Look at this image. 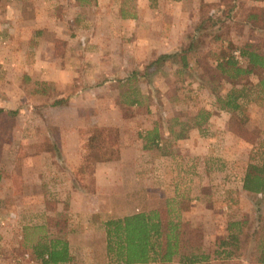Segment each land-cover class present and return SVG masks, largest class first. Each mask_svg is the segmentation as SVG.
<instances>
[{
    "label": "rangeland",
    "instance_id": "374dc122",
    "mask_svg": "<svg viewBox=\"0 0 264 264\" xmlns=\"http://www.w3.org/2000/svg\"><path fill=\"white\" fill-rule=\"evenodd\" d=\"M8 1L0 0V108L6 111L16 109L17 113L0 115V165L4 170V178L0 182V264H23L24 253L36 258L34 247L47 242L45 238L52 237H59L68 242L73 259L66 264H93L95 255L97 260L100 258L97 235L99 226L93 225L99 222V219L94 221L80 211H85L89 204L86 193L89 195L96 193L97 198L103 201L104 194L102 191L96 192L98 189L93 177L98 162L88 156L90 152H83L80 147L76 158H72L70 137L59 126L72 119V112L67 109L59 110L58 113L49 110L51 106L66 104L67 100L65 97L55 98L58 90L53 83L44 86L46 93H42L41 97L40 95L30 97V94H40L42 86L36 84L39 81L32 83L25 75L23 61L26 59L27 62L33 57L34 39L39 35L31 34L28 46L27 41L23 42V36L27 34L14 30L21 28L22 31L25 27L24 20H18L19 23L16 22V25L15 22L13 25L7 24L9 13L6 12L5 5L9 4ZM56 1H50L54 14L57 12L64 15L68 11H73V6L71 8L64 6L71 4L72 1ZM106 1L108 0L103 2L107 3ZM113 1L119 3L127 14L132 13L135 5H139L143 10L146 8L145 11L149 6L151 11L155 12V3L153 5L155 0H148L151 4L146 2L147 0ZM242 3L239 12L241 17L242 11L254 8L253 0H242ZM83 4L79 6L78 11L85 15L92 10V6L89 8ZM217 4L220 10L224 11L232 9L235 0H221ZM56 5L63 6L58 9L59 11H55ZM189 8L190 18L195 22L192 20L186 22L183 33L199 19V5L193 7L190 4ZM43 11L46 12L45 7ZM59 18L67 26L65 18ZM209 29L212 31L213 27ZM214 29L219 28L216 26ZM220 30L223 32L221 37L224 41L206 40L198 52L190 54V66L182 74L175 75L177 66L166 64V68L140 78L142 82L138 88L143 91L142 104L119 105L123 119L118 128L119 158L111 162L115 169H121L126 176L128 174V179L125 188L117 184L120 194L117 193L115 198L119 202L123 201L126 193L128 212L135 213L152 207L164 211L165 200L170 201L168 207L172 210L169 211V216L188 224V227L185 226L182 230L186 233L181 240L182 251L187 248L186 238H190L199 241L205 251L211 253L215 240L226 235L227 222L232 219H246L244 230L247 233H251L260 223L264 224V196L247 193L241 188L247 163L250 160L259 161L260 157L264 156V104L257 101L248 109L246 126L249 131L248 136L254 141L248 142L229 130V113L213 105L211 90L215 92L221 89L222 85L217 86L220 77L211 84L208 82L212 76H216L212 68L215 65V54L220 52V48L231 53L240 64H244L238 47L244 42H250L257 49L264 50V30L248 28L241 25L237 19L227 20ZM68 33L66 32L65 36ZM145 36L147 40H155V32L147 33ZM227 42L232 46L227 47ZM58 47H62L60 43ZM133 83L137 84V79ZM69 90V87H66V91ZM104 97L103 100H106L107 98ZM112 99L113 97L108 98L110 101ZM39 100L42 104L38 103ZM55 100L61 103L54 105ZM30 105L32 108L29 107ZM25 107L28 110H25ZM202 108L209 109L213 114L203 125V129L199 130L197 127H191V119ZM84 111L80 116L82 118V127L79 128L80 137L86 135V132L88 134L89 128L93 125L90 124L93 110ZM157 116L160 118L162 136L164 139L167 138L161 146L168 153L164 155L155 148V145H151L148 149L143 148V137L153 127ZM176 117L179 122L188 123L186 135L182 138H174L172 132L167 129L171 124L174 129L172 131L179 130V122L172 124ZM114 118L109 115V119ZM247 131L244 130L241 134L246 136ZM139 133L142 136H139ZM64 148L69 158L65 155ZM121 154L124 156L122 163L119 162ZM35 171L43 174L42 182L43 185L45 184L46 193L42 196L46 199L48 212L45 214V210H42L39 213L31 208V199L25 200L29 206L21 207L22 220L29 221L32 227L27 225L26 229L19 228V232L14 234L11 227L13 220L9 211H11V202L15 198L9 189L13 190V186L23 189L25 179L23 176L27 172ZM132 172L143 182L138 183L137 188L131 180ZM26 179L28 181V178ZM73 190L84 192L82 198H74L77 207L81 208L79 211L73 210L70 200L74 195ZM30 208L33 211H30ZM31 217L34 220L30 221ZM39 224L44 225L39 227L37 226ZM94 231L96 235L92 234ZM190 231L198 233V236ZM252 247L253 241L249 240L242 246L239 256L225 259L210 258L197 264H257L251 259ZM108 262L106 255L104 262L97 263L108 264ZM168 264L184 263L173 261Z\"/></svg>",
    "mask_w": 264,
    "mask_h": 264
},
{
    "label": "crops",
    "instance_id": "0c3cea01",
    "mask_svg": "<svg viewBox=\"0 0 264 264\" xmlns=\"http://www.w3.org/2000/svg\"><path fill=\"white\" fill-rule=\"evenodd\" d=\"M50 1L54 0H9L8 3L11 6L5 5L6 12L9 13L7 24L13 25L15 22L16 25V22L19 23L18 20H24V29L22 28L23 30L20 31L21 28H18L14 31L27 34L25 37L23 36V42L27 41V46L31 34L39 35L38 38L34 39L33 57L27 62L26 59L24 60L26 54L23 58L25 75L32 83L36 81L53 83L58 90L55 98H67L66 104L51 106L49 110L58 113L59 110L66 111L67 109L72 112V119L69 122L59 124L60 128L65 130L66 135L70 137L72 158H76L79 149V128L82 127L81 113L85 109H92L90 124L119 128L120 121L122 122L123 119L118 100L124 86L118 79L124 78L134 64L141 63L142 60L158 54L174 52L177 49L186 22L194 21L190 18V4L196 7L200 1L221 2V0H155L153 2V5L155 3V12L151 11L149 6H147L148 10L145 11L146 8L143 10L139 5H135L132 13L127 14V11L123 10L119 3H114L113 0H108L107 3H104V0H96L91 5L89 3L83 4L79 0H69L72 3L64 6L68 8L73 6V11H68L64 15L56 12V15L51 9ZM57 1L61 2L60 0ZM140 1L143 2V0ZM253 1L252 7L264 8V0ZM146 2L151 4V1L147 0ZM81 4L89 8L92 6V10L84 15L78 11ZM62 6L56 5L54 10L61 9ZM43 7L46 9L45 13ZM150 12L152 13L150 14ZM146 14L149 15L146 16ZM59 17L65 18L67 26ZM66 32L68 33L67 36H65ZM152 32H155V40H147L145 35ZM57 42L62 47H58ZM95 72L97 73L95 74ZM66 87H69V92L66 91ZM141 93L143 94V91ZM39 95L41 97L42 92L30 94V97ZM102 97L107 99L103 100ZM111 97L113 99L108 100ZM38 103L42 104V101L39 100ZM29 107L32 108L31 105ZM25 110L28 108L25 107ZM110 114L115 118L109 119ZM126 147L131 149L130 146L126 145ZM64 151L69 158L66 148ZM42 156L43 154H41ZM123 159L124 156L121 154L119 162L122 163ZM96 165L93 177L98 189L96 192L101 193L102 191L104 194L103 201L97 198L96 193L93 195L86 193L89 204L85 211H80L85 213V216L93 218L94 221L99 219V222L93 225L99 226L97 235L100 244V258L97 260L95 255L93 264H98L97 262L100 261L104 262L106 256L104 220L135 213L128 212L126 193L123 201L119 202L115 198L117 193L120 194L117 184L120 185L119 187L125 188L128 174L126 176L121 169H115L111 161L98 162ZM131 174V180L135 187L138 183H143L142 179L134 172ZM42 175L39 171L27 172L23 176V179L25 177L23 189L15 186L12 187L13 190L9 189L15 198L11 202V211H9L10 218L13 220L11 227L14 234L19 232V228L26 229V226L29 225V221L24 222L22 220L23 215H21V207L27 208L29 206L25 200L31 199V208L39 213L42 210H45V214L48 212L47 202L43 197V194L46 193V187L45 184L43 185ZM36 183L37 185H34ZM59 193H61L60 190ZM72 194L74 195L70 200L73 210L79 211L81 208L77 207L74 198H82L84 192L82 190L74 192L73 190ZM31 208L30 211H33ZM29 215L27 214V216ZM29 220H34V218L31 217ZM43 225L37 226L43 227ZM92 234L96 235V231ZM69 253L72 255L70 247Z\"/></svg>",
    "mask_w": 264,
    "mask_h": 264
},
{
    "label": "trees",
    "instance_id": "16d2710c",
    "mask_svg": "<svg viewBox=\"0 0 264 264\" xmlns=\"http://www.w3.org/2000/svg\"><path fill=\"white\" fill-rule=\"evenodd\" d=\"M81 3L96 2V0H79ZM242 0H235L232 9L220 10L216 2L200 1L199 19L197 23H192L183 33L179 45L174 52L158 54L148 58L145 62L136 63L128 70L124 78L118 80L122 82L124 89L118 100L119 105L132 106L142 104V95L139 84L144 76H150L160 69L176 65L175 75L182 74L190 66V54L198 52L206 40L224 41L222 39V29L227 20H236L251 29L264 30V8H253L242 11ZM218 26L219 29H214ZM213 27V30L209 29ZM61 42V41H60ZM227 47L232 46L227 42ZM239 55L243 58L244 64L225 49L220 48V52L215 54V65L212 72L216 76L208 81L213 83L217 77V86H221L218 91H212L214 98L213 105L229 113L228 128L230 131L245 139L248 142L252 138L248 136L247 122L248 109L254 102L264 104V50L257 49L252 43L244 42L238 47ZM137 79V84L133 81ZM204 82V81H203ZM40 91L45 92L44 86L48 82L39 81ZM204 84V83H202ZM46 93V92H45ZM58 102V101H57ZM53 102L54 105L57 103ZM16 109L8 111L0 108V115H14ZM212 111L206 108L199 109L191 119V127L203 129V125L212 116ZM160 118L157 116L155 124L146 132L143 137V148L148 149L151 145L161 151V154H168L161 147L165 139L162 136V127L159 124ZM179 119L172 124H177ZM161 123V122H160ZM187 121L179 122V130L172 131L173 125L168 128L174 138H182L188 129ZM88 134L79 137V147L83 152L88 151V156L97 162L111 161L119 158L117 145L119 143V130L113 126L92 125ZM247 131L244 136L241 132ZM246 134V133H245ZM141 133H139V136ZM142 136V135H141ZM3 168L0 165V182L4 178ZM241 188L243 191L264 196V156L259 161L250 160L245 168L242 177ZM170 201L165 200V210L152 207L118 218H108L103 222L105 232V248L108 264H168L173 261L184 264H197L210 258H229L239 256L242 246L249 240L253 241L251 259L257 264H264V224L252 229L251 233L244 230L246 219H232L227 222L226 235L219 237L214 242L211 253L205 251L202 244L197 240L186 238L187 248L182 251L181 240L186 233L183 228L188 224L169 216L172 209L168 206ZM194 232V231H193ZM190 231V233H193ZM196 233V232H194ZM198 236V233L195 234ZM42 245L34 247L36 259L41 264H66L71 262L73 257L69 253L68 242L59 237L45 238ZM186 247V246H185Z\"/></svg>",
    "mask_w": 264,
    "mask_h": 264
},
{
    "label": "built area",
    "instance_id": "2783aa9c",
    "mask_svg": "<svg viewBox=\"0 0 264 264\" xmlns=\"http://www.w3.org/2000/svg\"><path fill=\"white\" fill-rule=\"evenodd\" d=\"M22 259L25 261L23 264H41L39 259L33 258L28 253H24V255H22Z\"/></svg>",
    "mask_w": 264,
    "mask_h": 264
}]
</instances>
